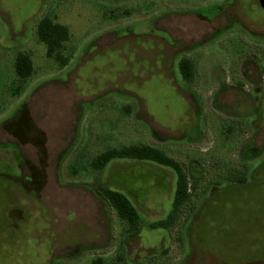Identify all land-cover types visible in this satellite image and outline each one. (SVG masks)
I'll use <instances>...</instances> for the list:
<instances>
[{"label":"rangeland","instance_id":"374dc122","mask_svg":"<svg viewBox=\"0 0 264 264\" xmlns=\"http://www.w3.org/2000/svg\"><path fill=\"white\" fill-rule=\"evenodd\" d=\"M70 30L61 66L36 34ZM20 52L34 72L21 80ZM194 62L182 78L179 61ZM151 144L174 171L115 158ZM218 162V163H215ZM215 163V164H214ZM125 193L135 233L97 193ZM194 205V207H193ZM264 264V10L259 0H0V264Z\"/></svg>","mask_w":264,"mask_h":264},{"label":"trees","instance_id":"16d2710c","mask_svg":"<svg viewBox=\"0 0 264 264\" xmlns=\"http://www.w3.org/2000/svg\"><path fill=\"white\" fill-rule=\"evenodd\" d=\"M36 34L38 39L46 44L48 57L54 58L61 66H66L69 63L70 58L62 52L65 43L70 39V30L66 25L56 21L50 15H44L37 23ZM15 70L21 80H25L33 74L34 64L28 53L20 52L17 55ZM179 71L185 81L193 82L195 69L191 58L183 57L180 59ZM115 158L150 161L169 167L174 171L176 175V190L173 209L166 219L150 224L153 228L170 229L174 227L182 213L183 207L192 196L188 173L181 162L167 155L157 146L151 144H130L119 148H110L96 155L92 159L91 164L95 170H103ZM97 193L113 207L119 218L127 223V231L129 233H135L140 229L142 218L138 209L126 194L104 183L98 184ZM95 264H103V259L98 258Z\"/></svg>","mask_w":264,"mask_h":264},{"label":"water","instance_id":"95a60500","mask_svg":"<svg viewBox=\"0 0 264 264\" xmlns=\"http://www.w3.org/2000/svg\"><path fill=\"white\" fill-rule=\"evenodd\" d=\"M262 9L264 10V0H259Z\"/></svg>","mask_w":264,"mask_h":264},{"label":"crops","instance_id":"0c3cea01","mask_svg":"<svg viewBox=\"0 0 264 264\" xmlns=\"http://www.w3.org/2000/svg\"><path fill=\"white\" fill-rule=\"evenodd\" d=\"M138 161H139V160H138ZM215 163H218V162H215ZM215 163H214V164H215ZM116 190H117V189H116ZM124 194H125V193H124Z\"/></svg>","mask_w":264,"mask_h":264}]
</instances>
